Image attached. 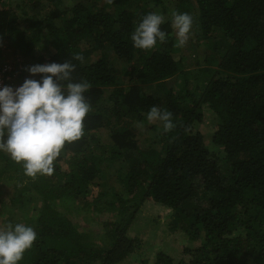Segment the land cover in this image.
I'll return each mask as SVG.
<instances>
[{
	"label": "trees",
	"instance_id": "16d2710c",
	"mask_svg": "<svg viewBox=\"0 0 264 264\" xmlns=\"http://www.w3.org/2000/svg\"><path fill=\"white\" fill-rule=\"evenodd\" d=\"M165 1L28 0L37 9L31 25L53 49L45 64L73 63L72 82L90 85L84 95L91 110L84 135L65 145L51 176L26 177L22 165L0 151L3 177L22 185L39 205L37 239L18 264H80L86 257L110 264L112 255L129 250L132 241L122 234L148 199L171 210L170 232L200 241L178 260L159 252L153 264H264V0H169L178 13L197 14L204 67L194 76L173 57L171 19L161 25L166 42L158 41L151 50L133 46L135 27L157 7L165 13ZM16 23L17 16L0 0V43L7 40L27 57L40 36L27 39ZM96 51L101 57L85 63ZM110 51L114 65L107 60ZM74 54H82L84 62L74 60ZM121 71L127 91L111 94L113 103L106 106L104 88L119 86ZM179 72L180 87L170 80ZM152 106L171 112L175 128L160 132L161 147L140 149L130 126L147 120ZM205 111L217 121L214 155L202 135L192 132ZM105 130L111 143L97 153L91 146L98 140L94 132ZM120 158L128 160L126 169L111 168ZM113 178L122 192L107 187ZM18 198L16 203L29 202ZM68 198L119 207L121 224L107 231L109 247L88 249L68 217L54 207Z\"/></svg>",
	"mask_w": 264,
	"mask_h": 264
},
{
	"label": "rangeland",
	"instance_id": "374dc122",
	"mask_svg": "<svg viewBox=\"0 0 264 264\" xmlns=\"http://www.w3.org/2000/svg\"><path fill=\"white\" fill-rule=\"evenodd\" d=\"M10 14L17 16L16 26L21 29V33L27 38L35 39L40 36L38 43L32 53L27 56H21L20 53L7 41L0 43V64L9 62L15 71V80L13 82L15 89L20 87L26 79L41 80V76H31L27 69L33 65H40L41 57L44 58L43 64L46 63L48 56L53 52L50 43L45 40V35L39 33L38 28L31 25L35 6L28 5V0H5ZM42 2L40 6L43 8ZM45 3V2H44ZM46 4V3H45ZM163 7H157L155 13L161 14L167 19H171V13L175 11L171 1L166 0ZM196 11L190 12L194 19L188 42L181 48L175 47L176 36L173 29L171 37L173 38V57L181 62L184 71H189L193 76L198 74V70L204 67V46L201 40L197 37L195 26L197 25ZM103 53L96 51L90 54L88 61L93 62L101 57ZM108 63L114 65L117 63L115 55L110 51L107 56ZM190 78V76H189ZM120 83L117 87L104 88V98L106 106H110L113 102H109L108 98L111 94L123 93L127 91V86L124 83L126 76L125 72L119 74ZM174 81L175 86H181L183 83V75L177 73L170 79ZM191 82V79H190ZM196 82L191 84L195 85ZM216 119H213L211 112L204 113L201 122L192 124V132L200 133L203 137V142L209 154L215 153V146L212 143V136L216 132ZM130 129L132 130V140L140 149H149L152 147H161L159 143V134L163 130L161 122L149 123L147 120L133 121ZM97 136V141H92L91 146L97 147V153H102L111 143L108 136V130L103 133L94 132ZM5 155L7 153L3 152ZM9 156V155H8ZM108 154L106 155V157ZM128 160L120 158L112 161L111 168L123 166V170L128 166ZM115 170V169H112ZM224 170V168H223ZM111 171V170H109ZM6 169L0 161V230H5L8 224L15 226L16 224H24L32 227L36 232L35 218L39 210V205L34 202V195L27 191H23V186L6 179ZM107 187H114L119 192H122L118 181L113 178L108 180ZM121 188V189H120ZM117 191V193H119ZM91 196L96 195V190L93 189ZM22 195L23 199L29 200L25 203H16L18 196ZM123 197H126L122 194ZM104 200V199H103ZM118 202V201H117ZM103 205L95 206L93 204H79L72 199H62L54 203V207L65 217H68L72 227L77 229L84 244L88 249L109 247L112 240L107 236V231L112 230L115 225L121 224V216L118 214L119 207H109L108 203L103 202ZM131 204V203H130ZM129 204V205H130ZM171 215V210L165 206L157 204L152 200H146L142 207L137 211L130 227L122 234V239L132 241L129 250L122 253L112 255L110 264H153L156 255L163 252L170 255L175 260L181 259L184 250L193 249L194 246L200 244V241L193 242L189 240L182 232H170L167 227V221ZM64 264V263H59ZM80 264H102L100 259L86 257Z\"/></svg>",
	"mask_w": 264,
	"mask_h": 264
},
{
	"label": "clouds",
	"instance_id": "9594fccd",
	"mask_svg": "<svg viewBox=\"0 0 264 264\" xmlns=\"http://www.w3.org/2000/svg\"><path fill=\"white\" fill-rule=\"evenodd\" d=\"M164 22L161 14L145 15L131 33L133 46L151 50L158 41L166 42V33L161 30ZM193 23L188 13H171L175 47L186 45ZM73 59L84 62L82 54H74ZM75 67L70 61L33 65L27 71L31 76H41V80L26 79L16 89L10 86L0 89V151L22 165L26 177L51 176L54 161L65 145L84 135V120L91 110L84 93L90 85L86 81L72 82ZM146 118L149 123L161 122L164 133L175 128L172 113L156 106L150 108ZM36 239L32 227L8 224L5 230H0V264H18Z\"/></svg>",
	"mask_w": 264,
	"mask_h": 264
},
{
	"label": "built area",
	"instance_id": "2783aa9c",
	"mask_svg": "<svg viewBox=\"0 0 264 264\" xmlns=\"http://www.w3.org/2000/svg\"><path fill=\"white\" fill-rule=\"evenodd\" d=\"M14 80L15 71L12 65L9 62L0 64V89H2L4 86H10L15 89L13 84Z\"/></svg>",
	"mask_w": 264,
	"mask_h": 264
}]
</instances>
